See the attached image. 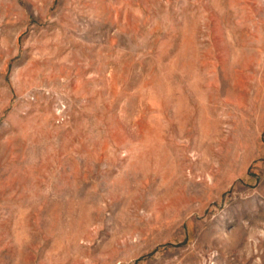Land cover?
Listing matches in <instances>:
<instances>
[{
	"label": "rangeland",
	"instance_id": "rangeland-1",
	"mask_svg": "<svg viewBox=\"0 0 264 264\" xmlns=\"http://www.w3.org/2000/svg\"><path fill=\"white\" fill-rule=\"evenodd\" d=\"M0 264H264V0H0Z\"/></svg>",
	"mask_w": 264,
	"mask_h": 264
}]
</instances>
